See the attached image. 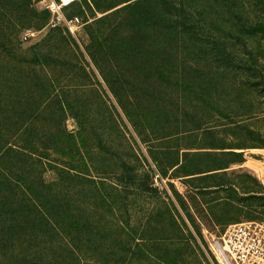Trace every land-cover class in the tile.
<instances>
[{"label": "rangeland", "instance_id": "obj_1", "mask_svg": "<svg viewBox=\"0 0 264 264\" xmlns=\"http://www.w3.org/2000/svg\"><path fill=\"white\" fill-rule=\"evenodd\" d=\"M137 2L72 6L75 40L44 0H0V131L31 136L24 178L76 216L61 264H221L227 226L264 222V103L223 57L264 64L244 34L264 0Z\"/></svg>", "mask_w": 264, "mask_h": 264}, {"label": "trees", "instance_id": "obj_2", "mask_svg": "<svg viewBox=\"0 0 264 264\" xmlns=\"http://www.w3.org/2000/svg\"><path fill=\"white\" fill-rule=\"evenodd\" d=\"M143 2L145 0H138L135 6ZM245 29L244 34L248 38L264 35V18ZM250 55L247 53L244 58L230 54L223 57L230 63L229 68L241 63L247 76L246 86L264 103V64L259 65L251 52ZM62 105L63 112L70 109L64 103ZM25 136L27 134L10 135L0 131V264H61L67 261L64 258L67 253L78 255L75 239L79 230L70 231L68 228L69 219L76 216L66 211L65 198L42 195L32 181L24 178L28 173H23V165L18 158L25 161L38 151L31 136ZM51 138L58 144L61 141L67 143L68 148L60 150L64 155H70L76 147L75 138L70 133L51 135ZM17 143H22V146ZM11 155L16 162H5L4 159ZM77 168L73 164L72 169ZM62 173L65 174L64 171Z\"/></svg>", "mask_w": 264, "mask_h": 264}, {"label": "built area", "instance_id": "obj_3", "mask_svg": "<svg viewBox=\"0 0 264 264\" xmlns=\"http://www.w3.org/2000/svg\"><path fill=\"white\" fill-rule=\"evenodd\" d=\"M86 0H44L49 12L48 25L66 30L75 40L84 23L78 15L67 11ZM221 264H264V222L247 221L227 226L221 240L213 245Z\"/></svg>", "mask_w": 264, "mask_h": 264}, {"label": "bare ground", "instance_id": "obj_4", "mask_svg": "<svg viewBox=\"0 0 264 264\" xmlns=\"http://www.w3.org/2000/svg\"><path fill=\"white\" fill-rule=\"evenodd\" d=\"M262 169H264V168H262ZM262 169L260 170V172H261L262 174H264V170H262Z\"/></svg>", "mask_w": 264, "mask_h": 264}]
</instances>
